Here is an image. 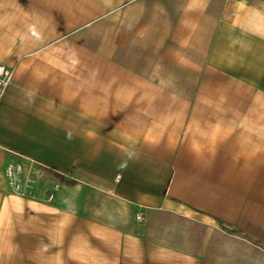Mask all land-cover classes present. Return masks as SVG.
Segmentation results:
<instances>
[{
  "label": "crops",
  "instance_id": "1",
  "mask_svg": "<svg viewBox=\"0 0 264 264\" xmlns=\"http://www.w3.org/2000/svg\"><path fill=\"white\" fill-rule=\"evenodd\" d=\"M0 63V264H264V0H0Z\"/></svg>",
  "mask_w": 264,
  "mask_h": 264
},
{
  "label": "built area",
  "instance_id": "2",
  "mask_svg": "<svg viewBox=\"0 0 264 264\" xmlns=\"http://www.w3.org/2000/svg\"><path fill=\"white\" fill-rule=\"evenodd\" d=\"M13 73L14 70L11 67L0 63V103L5 95L9 82L12 80ZM5 175L10 188L16 194L24 195L34 188L36 179L31 175H26L23 164L19 162L8 163L5 168ZM53 196V193H50L47 199L51 200ZM142 218V212L138 211L137 219L141 220Z\"/></svg>",
  "mask_w": 264,
  "mask_h": 264
},
{
  "label": "trees",
  "instance_id": "3",
  "mask_svg": "<svg viewBox=\"0 0 264 264\" xmlns=\"http://www.w3.org/2000/svg\"><path fill=\"white\" fill-rule=\"evenodd\" d=\"M169 183H170V178L168 179V181H167V184H166V186H165V188H164L163 192H165V190L167 189V187H168Z\"/></svg>",
  "mask_w": 264,
  "mask_h": 264
},
{
  "label": "water",
  "instance_id": "4",
  "mask_svg": "<svg viewBox=\"0 0 264 264\" xmlns=\"http://www.w3.org/2000/svg\"><path fill=\"white\" fill-rule=\"evenodd\" d=\"M227 227H230L229 225L226 224Z\"/></svg>",
  "mask_w": 264,
  "mask_h": 264
}]
</instances>
